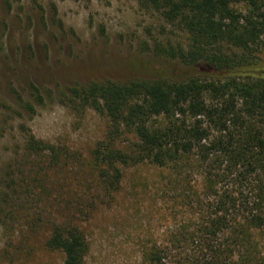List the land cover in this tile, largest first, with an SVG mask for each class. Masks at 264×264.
<instances>
[{
  "label": "rangeland",
  "instance_id": "1",
  "mask_svg": "<svg viewBox=\"0 0 264 264\" xmlns=\"http://www.w3.org/2000/svg\"><path fill=\"white\" fill-rule=\"evenodd\" d=\"M187 44L182 29L134 0H0V200L8 176L18 184L27 178L46 185L44 193L29 189L43 204L22 197L9 207L13 215L0 220V264H63L64 255L47 248L55 225L85 234V264H197L215 246L230 245L229 236H212L209 246L202 239L214 198L195 162L121 165L119 189L106 193L91 155L108 120L93 110L73 111L58 97L77 84L161 73L175 81L208 79L205 66L188 68L157 54L158 46ZM257 56L264 66V45ZM32 86L44 100L34 98ZM31 137L63 153L56 167L49 152L27 150ZM135 142L125 135L118 148L129 150ZM259 240L264 243V236Z\"/></svg>",
  "mask_w": 264,
  "mask_h": 264
},
{
  "label": "trees",
  "instance_id": "2",
  "mask_svg": "<svg viewBox=\"0 0 264 264\" xmlns=\"http://www.w3.org/2000/svg\"><path fill=\"white\" fill-rule=\"evenodd\" d=\"M134 1L188 36L186 46H158L160 59L188 68L205 66L209 78L175 81L161 73L154 79L77 84L59 92L62 105L76 112L93 110L108 120L106 136L91 155L96 180L111 194L120 187L121 165L166 168L195 162L206 194L214 198L207 205L202 239L207 246L212 236L217 241L229 236L230 242L227 248L215 246L197 264H264L259 240L264 236V66L257 59L264 45V0ZM32 90L36 100H44L39 88ZM24 108L33 110L30 104ZM125 135L136 140L129 150L118 148ZM27 150L34 155L49 152L52 167L62 160V152L34 137ZM6 182L0 220L13 215L9 207L22 197L43 204L41 194L36 200L29 191L36 187L44 193L41 181L25 178L18 184L8 176ZM47 248L61 252L63 264H85L89 251L79 228L62 225L54 226ZM155 260L161 258L155 255Z\"/></svg>",
  "mask_w": 264,
  "mask_h": 264
}]
</instances>
